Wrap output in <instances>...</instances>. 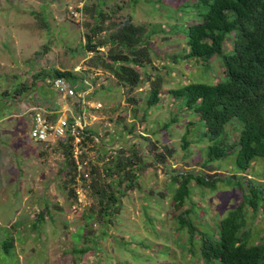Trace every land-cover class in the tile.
<instances>
[{"label":"rangeland","instance_id":"rangeland-1","mask_svg":"<svg viewBox=\"0 0 264 264\" xmlns=\"http://www.w3.org/2000/svg\"><path fill=\"white\" fill-rule=\"evenodd\" d=\"M188 1L194 0H138L131 8L128 0H104L106 14L116 10V3L123 7L112 20H106L104 26L118 22V16L134 13L131 21L135 25H150L149 30L156 32L151 42L155 50L152 67L146 74L140 67L136 68L142 74V81L128 92L118 87L111 72L93 65L91 52L83 49L85 34L94 25L91 8L99 0H0V92L9 86H21L23 80L31 83L35 80L31 74H52L57 70L86 73L79 83L84 89L87 128L95 134L96 140L81 147L83 158L80 155L79 161L83 163V169L88 173L91 170L99 173L100 177L96 174L94 179L99 177L107 184L113 182L112 177H103L106 160L100 155L102 150L96 145L98 143L106 144L112 153L131 142L133 150L143 153L146 160L138 184L127 191L121 188L125 194L120 199L121 210L116 223L106 222L105 227L96 218H87L88 214L99 210L96 195L90 187L93 178L89 177L78 198L71 193L76 187L70 182L74 171L66 166L63 147L59 143L49 147L30 144L28 118L17 126L10 118L0 122V264H200L189 253L188 234L184 232L179 237L175 231V216L179 213L172 193L166 192L171 180L166 176V167L153 163L149 151L160 149L168 160L167 168L172 170L170 175L184 171L205 172L216 180H223L234 173L244 177V180L240 177L244 186L255 178L252 173L237 172L234 157L217 161L209 169L210 166L205 165V141L192 145L190 151L182 147L187 122H196L197 137L202 136L205 127L189 112L187 116L178 115L179 108L168 93L180 84L187 85L199 79L204 70L200 64L194 69L189 62L172 64L167 54L181 51L187 45V39L181 35L179 46L164 45L160 33L162 30L169 33L172 24L182 22L187 27L194 23L190 5H184ZM112 31L107 29L102 37L109 36ZM217 62H212L215 70L208 71L209 79L204 78L211 84H217L224 77L223 68ZM165 66L172 67L173 71L169 72ZM22 73L31 74L25 76ZM155 74L162 76L159 105L151 107L143 120ZM42 76L52 80L48 75ZM36 95L46 101L58 100L52 89L41 83ZM2 103L0 117L11 115L13 109ZM99 104L101 107L97 108ZM73 111L77 113L75 109ZM175 115L174 124L165 131L162 125L171 122ZM234 126L230 127L234 129ZM234 136L230 142H234ZM189 137L193 142L197 140V137ZM140 138L139 143L137 139ZM146 141H149L147 146L143 144ZM258 161L253 170L260 178L257 182L264 186V163ZM191 187L195 189L194 182ZM203 190L204 195L200 190H194L184 206V209H192L196 204L191 213L197 222L201 221L198 225H202V230L211 223L209 218H216L215 224L219 225L217 220L238 205L243 195L227 181L218 183L216 190ZM147 195L152 199L147 200ZM117 196L120 197V193ZM157 200H160L159 209ZM40 214L43 220L36 223ZM149 217L157 219L153 225L148 223ZM251 222L249 219L248 227ZM251 228L253 233L259 232V238L255 237L264 243V204ZM8 238L13 239L14 246L9 256L5 255L1 245ZM196 244L192 243L194 247ZM83 249L84 254L75 252Z\"/></svg>","mask_w":264,"mask_h":264},{"label":"trees","instance_id":"trees-1","mask_svg":"<svg viewBox=\"0 0 264 264\" xmlns=\"http://www.w3.org/2000/svg\"><path fill=\"white\" fill-rule=\"evenodd\" d=\"M137 1L128 0L130 7L132 8ZM104 5V0H99V3L91 8L94 25L90 26V33L85 34L83 49L91 52L90 61L93 65L111 72L118 87L130 92L142 81V74L136 68L140 67L146 74L148 68L152 67L155 50L151 42L156 32L149 30L150 25L147 27L135 25L131 21L134 13L118 16V22L114 21L109 26H104L106 20H112V17L118 15L123 8L116 3V10L106 14L103 10ZM184 5H190L188 7H191V15L196 21L194 20V23L187 27L182 22L172 24L169 33L163 30L160 33L164 45L179 46L181 35L187 39V45L181 51L167 54L172 64L189 62L192 63V69L200 64V68L204 70L199 79L187 85L180 84L168 93L172 96L174 105L179 108L178 115H186L189 112L192 118L198 117V121L205 127L202 136L197 137L194 130L196 122H187L188 129L182 138V147L185 151H190L192 145L205 141L204 143L207 144L205 165L210 166L209 169L217 161L234 157L236 171L245 172V175L252 173L255 180L252 177L244 186V182L240 181V177L243 180L244 177L234 173L231 178L223 180H216L205 172L184 171V173L170 175L172 170H169V166L167 168L168 160L159 148L153 149L155 153L150 150L148 155L153 163L166 167V176H169L171 180L166 192L172 193L177 214L179 213L175 216L177 224L175 231L179 237H182L184 232L188 234L186 239L190 245L189 253L200 261V264H264V243L258 239L259 232L253 233L251 228V225H254L255 216L261 213L264 204V186L257 182L260 178L255 176L256 173L253 170L258 160L264 163V0H194ZM153 12L157 13L156 10ZM44 21L42 20L46 23ZM107 29H113V31L109 36L102 37V33ZM140 45L141 48H139ZM164 45L161 47H166ZM213 60L218 61L224 73V77L217 84L207 82L208 71L215 70V66L212 65ZM165 67L170 70L169 72L173 71L172 67ZM43 74L52 79L63 77L73 84L76 92L84 91L79 80H83L86 73L57 70L52 74H35L33 75L35 81ZM205 77L208 79L205 80ZM154 79L143 110V120L151 107L159 105L162 76L155 74ZM44 83L49 85L47 81ZM22 90L24 86H19L12 95L8 94L12 97L16 92L21 94ZM175 118L176 115L171 122H165L162 125L165 131L171 128ZM230 126H234V129ZM189 135L197 137V140L193 142ZM233 135H235L234 142H230L229 139ZM94 136L92 131L87 130L81 146L87 142H94ZM204 137L205 139H202ZM141 139L137 141L140 143ZM148 143L149 141L143 142L145 146ZM96 145L102 150L101 157L105 156L106 160V166L102 169L103 177H112L113 182L104 183L103 179L99 180V173L97 174L95 170L89 171V176L93 178L90 187L96 195L99 210L88 214L87 218L89 220L96 218L106 227V222L116 223L121 210V196L125 194V190L133 188L139 181L146 160L143 153L133 150L134 144L131 142L124 143L112 153L107 149L106 144ZM59 146L63 147L66 166L72 168L70 171H74L70 182L75 183L76 187L71 193L77 197L76 190L86 187L84 186L86 180L77 171L72 139L59 142ZM96 174L99 176L98 179H94ZM78 177H80V183L77 181ZM221 181H227L229 185L239 188L243 193L242 200L231 208L225 217L217 220L219 225L215 224L216 218H209L211 223L202 230V225H198L201 221L198 223L195 215H192L196 204L194 203L192 209H184V206L193 196L194 190H200L204 195L203 189L216 190ZM193 182L195 189L191 187ZM123 187L125 190L121 191ZM119 193L120 197L117 196ZM146 199L152 198L148 196ZM159 202L160 200L156 202L157 209L160 208ZM249 219L252 220L250 228L248 227ZM42 220L43 217L40 214L36 223H41ZM156 220L149 217L148 223L153 225ZM33 227H36V224ZM216 228H219L217 232ZM194 242L197 243L195 247L192 245ZM1 245L5 255H12L14 247L12 238L5 239ZM84 251V249L75 250L82 254Z\"/></svg>","mask_w":264,"mask_h":264},{"label":"built area","instance_id":"built-area-1","mask_svg":"<svg viewBox=\"0 0 264 264\" xmlns=\"http://www.w3.org/2000/svg\"><path fill=\"white\" fill-rule=\"evenodd\" d=\"M51 85L58 96L74 100V109L77 113L72 111L70 116L50 120L46 117L44 111L37 108L34 109L29 137L33 141L41 143L46 147H49L54 143L64 142L71 138L74 147L73 156L76 160L77 171L84 176L86 183H88L90 177L89 173L83 169V163L79 161V157L82 153L81 145L84 142L86 131L88 130L85 113V97L76 92L73 84L63 77L52 79ZM100 107L101 105L99 104L97 108ZM94 140H96L95 137ZM79 178L80 177L77 178V181L80 183ZM81 188L82 187L76 190L77 198L80 196Z\"/></svg>","mask_w":264,"mask_h":264},{"label":"crops","instance_id":"crops-1","mask_svg":"<svg viewBox=\"0 0 264 264\" xmlns=\"http://www.w3.org/2000/svg\"><path fill=\"white\" fill-rule=\"evenodd\" d=\"M29 72V71H28ZM25 75L26 73H22ZM31 74V73H30ZM29 74V75H30ZM28 75V74H26ZM25 75V76H26ZM28 75V76H29ZM35 74H31L33 76ZM52 79V78H51ZM50 79H45V76H40L38 80H32L31 83H26L25 80L20 83V85L23 87L24 90H22L21 94H18L17 92L14 93V95L11 97L8 93L16 91L18 87H7L6 90L0 92V103L3 105H6V107H11L13 109V113L9 116H2L0 117V122L7 121V119H11L12 122H14V126H17L19 124L25 123L24 118L30 119V128L32 127V115L34 113V109H40L44 111L47 118L50 120H56L58 118H63L70 116L71 112L74 110V100L73 99H66L63 97H60L56 94L55 90L53 89L51 85V81H48ZM48 82L49 85L45 84L44 82ZM41 84H45L48 88L52 89L55 96L58 100L54 101H46L44 99H40L36 94L38 92V88ZM84 96L83 93H79ZM4 115V114H3ZM30 144L36 143L41 144L30 140ZM29 144V145H30ZM43 145V144H41Z\"/></svg>","mask_w":264,"mask_h":264}]
</instances>
